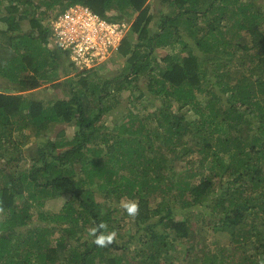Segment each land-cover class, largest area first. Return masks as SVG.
Returning a JSON list of instances; mask_svg holds the SVG:
<instances>
[{
	"label": "trees",
	"instance_id": "16d2710c",
	"mask_svg": "<svg viewBox=\"0 0 264 264\" xmlns=\"http://www.w3.org/2000/svg\"><path fill=\"white\" fill-rule=\"evenodd\" d=\"M73 4L138 14L120 75L59 77L68 52L42 15ZM27 20L40 38L9 45ZM2 22L0 81L17 90L0 86V264H264V0H0ZM50 82L69 96L12 93ZM139 243L147 258L120 253Z\"/></svg>",
	"mask_w": 264,
	"mask_h": 264
},
{
	"label": "built area",
	"instance_id": "2783aa9c",
	"mask_svg": "<svg viewBox=\"0 0 264 264\" xmlns=\"http://www.w3.org/2000/svg\"><path fill=\"white\" fill-rule=\"evenodd\" d=\"M52 39L68 52L73 63L92 70L106 62L127 33V25L102 19L89 7L71 5L51 22Z\"/></svg>",
	"mask_w": 264,
	"mask_h": 264
},
{
	"label": "rangeland",
	"instance_id": "374dc122",
	"mask_svg": "<svg viewBox=\"0 0 264 264\" xmlns=\"http://www.w3.org/2000/svg\"><path fill=\"white\" fill-rule=\"evenodd\" d=\"M246 1V0H244ZM155 3L152 2V9H151V13L153 14V20L149 23V27L151 28L152 32H154L156 29H157V25H158V11L155 9ZM56 7V6H55ZM54 7V8H55ZM23 11H25L26 9H29V12L25 13L24 14H27L28 16H32L34 15L33 13L35 12V7L31 4H26V5H23L22 7ZM22 11V10H21ZM22 11V12H23ZM53 13H55V11H53ZM40 12H37L35 16H39ZM138 17V14H133L132 16L129 17V20L131 19V24L134 23V21L136 20V18ZM34 18V16L32 17ZM46 19L48 20L49 17H46V16H43L42 17V21H46ZM0 27L2 28H6V25L5 23H0ZM24 30H18L17 32H13L12 33V36H16L18 35L19 33L20 34H25V33H29L30 32V29H31V26H29V20H27L26 22L24 21ZM32 30V29H31ZM33 31H36V30H33ZM37 32V31H36ZM35 33V35L37 37H40V35H38V33ZM131 35L133 36H137L138 33H130ZM52 40V39H51ZM54 41V40H52ZM19 42V39L18 38H13V44L16 45L17 43ZM9 43V41L7 42ZM43 43V41L41 42ZM10 45V44H9ZM34 45H36L37 47H40V44L39 43H34ZM21 51H22V48H21ZM115 51L117 50H114V51H111L110 55L107 57L106 59V62L104 63H101L99 66H97L95 68V70H98L103 76L105 77H108L109 75L111 76H116V75H120L121 74V69L122 67L124 66V59H122V61L119 63L115 58H114V54H115ZM166 52L170 51V50H165ZM37 54V53H35ZM161 55L165 54L163 50H161L160 52ZM69 57V58H68ZM67 57V63L65 65V67H63L62 69L63 70H59V77L61 79H65V78H73L76 76V74H78L79 72H81L83 69L81 67H79L77 64L73 63V61L70 59V56ZM117 62V63H116ZM117 64L120 65L119 67H117ZM66 70H65V69ZM53 71V70H52ZM0 86L3 88V89H8V88H11V90H17L15 89V85L14 86H11L8 84V81L7 79L5 80H1L0 81ZM69 92H70V89H67V90H64L62 88H55L52 86V83H47V84H44L41 88L37 89V90H34V91H18V92H12V93H27L28 95H31L32 97H35L36 99H41V100H52V99H55L57 97H68L69 95ZM132 93L131 92H128V91H125L123 93V99H124V102L122 103L121 106H124V105H128L129 103L131 104L132 103V99H130L129 101H127V98L129 97V95H131ZM136 96L139 95V92L135 93ZM134 96V94H133ZM147 97H145L146 99ZM113 118H114V112L110 113V114H107L106 116V121L109 123H112L113 122ZM74 124H70L69 125V128H68V132L69 134H72L71 132L73 131V128H71ZM57 130H55L53 133L55 134ZM31 162V159L28 160V163ZM26 163V164H28ZM68 196H64V197H60L58 199H53V200H48L46 202V208L50 209V210H53V211H59L62 206L65 204V201L67 200ZM129 219V218H128ZM125 222V221H124ZM135 223L132 221L131 223H129V226L132 228V232L135 233V234H138V228L136 227V225H134ZM128 239V238H126ZM133 241H136L133 240ZM144 249H146L145 252H148L149 248L144 246L142 243H139L138 244H133V245H129V247H127V250H121V252H125L126 255L128 257H136V254L139 253V252H142ZM148 253H146L145 255H141L140 258L136 257V259L138 260H141V258H147L148 257ZM138 260H135L133 262L135 263H138L139 261ZM66 264V263H64ZM96 264H103L99 261V259L96 260Z\"/></svg>",
	"mask_w": 264,
	"mask_h": 264
},
{
	"label": "clouds",
	"instance_id": "9594fccd",
	"mask_svg": "<svg viewBox=\"0 0 264 264\" xmlns=\"http://www.w3.org/2000/svg\"><path fill=\"white\" fill-rule=\"evenodd\" d=\"M73 5H76V4H73ZM79 5H84V4H79ZM71 6V5H70ZM70 6H68V7H70ZM84 6H87V5H84ZM67 7V8H68ZM88 7V6H87ZM66 8V9H67ZM90 8V7H89ZM65 9V10H66ZM91 9V8H90ZM92 10V9H91ZM93 11V10H92ZM94 12V11H93ZM94 13H96V12H94ZM97 15H99L98 13H96ZM59 15V14H58ZM44 15H42V17H43ZM100 16V15H99ZM101 17V16H100ZM53 18H49L48 20L46 19V21H42L43 22V25H44V27H45V29H48V31H49V28H50V31L49 32H47V36H48V41H47V46L48 47H50V48H60L58 45H57V43L55 42V41H52V40H54V39H52V33H51V27H50V22H51V20H52ZM108 21V20H107ZM116 22H118V21H116ZM119 23H125L126 25H127V32H129L130 30H131V28H132V26H133V24H131V19L129 20H121V21H119ZM24 28L25 27H23V29L22 30H24ZM157 28H158V26H157ZM32 29V30H31ZM31 29H30V32L29 33H31V32H36V33H38V35H40L41 33L36 29V28H33V27H31ZM33 30H36V31H33ZM20 34V33H19ZM10 35L12 36V33H10ZM35 37L36 38H40V37H37L36 35H35ZM13 38H18L17 37V35L16 36H13ZM19 39V38H18ZM52 39V40H51ZM41 41V40H40ZM45 41V40H44ZM10 42V41H9ZM8 44V43H7ZM10 45H14L13 44V39L11 40V43H10ZM42 45H43V43H42ZM120 47V46H119ZM118 47V48H119ZM118 48H117V50H118ZM160 52H161V50L160 49H157V50H155V53H156V55L157 54H159V55H161L160 54ZM69 56V55H68ZM69 58V57H68ZM82 71H86V70H82ZM87 71H89V70H87ZM98 71V70H97ZM124 207H126V209H127V211L129 212V214H135V212L137 211V208H136V205L135 204H125L124 205ZM111 239H112V237L111 236H108V237H104V236H101V237H98L97 239H96V243L97 244H99V245H104L105 244V242L107 241V242H110L111 241Z\"/></svg>",
	"mask_w": 264,
	"mask_h": 264
},
{
	"label": "crops",
	"instance_id": "0c3cea01",
	"mask_svg": "<svg viewBox=\"0 0 264 264\" xmlns=\"http://www.w3.org/2000/svg\"><path fill=\"white\" fill-rule=\"evenodd\" d=\"M66 61H67V59H66Z\"/></svg>",
	"mask_w": 264,
	"mask_h": 264
},
{
	"label": "flooded vegetation",
	"instance_id": "af4514ba",
	"mask_svg": "<svg viewBox=\"0 0 264 264\" xmlns=\"http://www.w3.org/2000/svg\"><path fill=\"white\" fill-rule=\"evenodd\" d=\"M116 52V51H115Z\"/></svg>",
	"mask_w": 264,
	"mask_h": 264
}]
</instances>
